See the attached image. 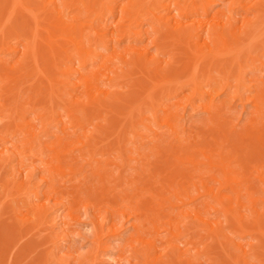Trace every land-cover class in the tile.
I'll use <instances>...</instances> for the list:
<instances>
[{"label":"bare ground","instance_id":"obj_1","mask_svg":"<svg viewBox=\"0 0 264 264\" xmlns=\"http://www.w3.org/2000/svg\"><path fill=\"white\" fill-rule=\"evenodd\" d=\"M123 41L126 47L120 48ZM139 42L145 43L137 48ZM164 54L168 57L161 60ZM260 70L264 71V0H0V166L14 158L17 174H23L33 152L38 148V156L41 153L37 147L41 133H47L51 124L56 126L51 149L56 164L52 160L53 168L40 180L48 185L46 200L59 196L55 205L66 211L64 226L72 222L75 228L86 215L84 219L97 230L94 254L74 257L77 264L95 262L99 251L108 249L102 241L101 208L115 219L132 220L134 242L139 245L132 250L142 258L135 264H264V123L254 130L225 125L235 98L242 107L251 102L250 111L256 116L251 115L258 122L264 120V77H248ZM185 88L191 90L187 97L191 105L194 100H207L201 108L209 114L211 123H207L217 128L213 137L212 129L208 134L211 145L183 136V125L175 117L179 112L171 109L177 104L169 102ZM219 94L227 99L219 100ZM87 125L90 129L85 131ZM201 139V144L206 143ZM129 150L135 153L133 160L140 161L138 169L132 164L135 168L129 173H138L134 174L143 177L140 181L137 177H131L133 182L123 180L131 176L128 171L123 175L126 161L119 168L115 163L116 174L110 167L114 165L110 157L121 159ZM162 153L172 159L162 169L164 158H159L157 169L149 158ZM75 158L83 162L73 170L70 163ZM64 162L69 164L66 170L60 169ZM248 163L255 170L250 172L256 173L250 179L240 172ZM85 165L88 169L83 173ZM173 168L179 169L177 175ZM77 173L93 178L94 183L88 181L91 185L86 187L98 192L97 202L78 195L76 189L81 191L85 182L81 184V175L79 182V177L72 178ZM54 174L60 179L66 175L74 182L70 188L74 191ZM30 175L25 171L18 189L10 175L3 188L8 192L13 184L11 188L18 191L12 192L20 198L15 201L22 202L25 212L33 200H40ZM126 189H131L130 195H125ZM4 196L0 194L1 202ZM35 207L30 217L24 211L22 216L21 211L14 213L16 232L36 223L40 215L53 227L55 218L48 220L52 208L45 203ZM114 227L108 231L112 233ZM5 247L0 248L1 259ZM53 251L46 254L54 258Z\"/></svg>","mask_w":264,"mask_h":264},{"label":"rangeland","instance_id":"obj_2","mask_svg":"<svg viewBox=\"0 0 264 264\" xmlns=\"http://www.w3.org/2000/svg\"><path fill=\"white\" fill-rule=\"evenodd\" d=\"M218 8H220L219 6H216V8L215 9H218ZM126 41H123V42H121L120 43V48H123V47H126V44L127 43H125ZM144 43L145 42H139V43H137L138 45H136V47L138 48V47H141L142 45H144ZM134 44V43H133ZM151 50H153V49H151ZM173 50V49H172ZM171 51V50H170ZM174 51L175 50H173V51H171V52H173L174 53ZM164 56H165V54H164ZM166 56L168 57V55L166 54ZM161 57L162 59L161 60H164L165 58H167V57ZM257 71V70H256ZM259 71V70H258ZM257 73V74H256ZM255 74V75H254ZM135 75V74H134ZM134 75L132 76V77H134ZM250 75H253V76H259V75H263V77H264V71H262V70H260V72L258 73V72H255V73H251L250 72V74L248 75V77L250 76ZM138 76V75H137ZM138 77H141L140 75L138 76ZM137 77V78H138ZM247 77V78H248ZM145 77H142V78H140L142 81H143V83L144 84H146V85H148L149 83L147 82H145V80H143ZM131 79V78H130ZM129 79V80H130ZM132 79H134V78H132ZM140 79L138 80V81H140ZM135 80V79H134ZM128 81V80H127ZM132 81V80H131ZM137 82V81H136ZM129 83V82H128ZM127 84V83H126ZM140 84H141V82H140ZM130 85V84H129ZM126 89H125V88ZM127 85H124L123 86V88L125 89V91H127ZM149 87V86H148ZM191 91V90H190ZM189 91V88H185V89H183V91H182V93H181V95H179L176 99H173V100H170L171 102H169V103H171L172 104V102H174L173 104H177V105H174V107L172 106L171 107V109L173 110V111H175L176 109L178 110H176L175 112H179V113H175V117H177V116H179V117H177V120H178V124L179 125H183L182 126V130H183V136L184 137H190V139L192 138V139H194L193 140V142H195V143H198L199 145H203V146H205L206 144L207 145H211L212 144V141H211V137L210 136H212L213 137V135H214V130L216 131L217 130V128H215L214 126V124L212 123V124H210L211 122H210V120L208 121L207 119L208 118H210L209 117V114H208V112H206V111H204V110H202V106L204 105V103H206V101L207 100H204V101H198V100H194V104L193 105H191L188 101H187V97L190 95V92ZM124 93V92H123ZM127 93V92H126ZM125 94V93H124ZM186 94V95H185ZM248 93H246V94H244V95H247ZM154 95H157V94H154ZM221 94H219L218 95V99L219 100H222V99H227L226 97V95L225 94H222L221 96H220ZM186 96V97H185ZM181 98H184L183 100L181 99ZM180 100H182V101H184L183 102V105H182V103H180V102H182V101H180ZM187 101V104L185 103ZM199 102V103H198ZM249 102V101H248ZM246 102V104L244 103V105H243V107H242V104H240V102H239V100L237 99V98H235V99H232L231 100V108H230V112L233 110V112H231V114H230V112H229V115L228 116H226V118H228V119H226V121H225V125H229L230 126V124H238V125H240L239 127H242L243 129L244 128H246L245 130H250V129H256V127L257 128H259V124H262L261 126H263V123H264V120H262V119H260V120H262V121H260V122H258L259 120H258V118H256L257 119V122L258 123H256V122H254L256 119H255V117H253L254 116V112H251V111H253V107H252V103L251 102ZM197 103H198V105H197ZM251 103V104H250ZM240 104V105H239ZM184 105H185V107H184ZM190 105V106H189ZM196 105V106H195ZM179 106L181 107V108H179ZM242 108H241V107ZM245 106V107H244ZM193 107H194V109H193ZM202 107V108H201ZM126 108V107H125ZM195 108H197V109H195ZM200 108V109H199ZM234 108H235V111H234ZM124 109V108H123ZM175 109V110H174ZM125 110H127V109H124V111ZM238 110V111H237ZM251 110V111H250ZM162 113V111H159V113ZM239 112V113H238ZM160 113V114H161ZM179 114V115H178ZM249 114V115H248ZM251 114H253V116L251 115ZM31 116V115H30ZM248 116H249V118H248ZM255 116H256V114H255ZM206 119V120H205ZM251 119V120H250ZM255 119V120H254ZM248 120H250V122L248 121ZM254 120V121H253ZM251 121H253L254 122V124H253V122L251 123ZM207 122H210L209 124L211 125V126H209V124L207 123ZM230 122V123H229ZM243 122V123H242ZM182 123V124H181ZM248 123H250V124H248ZM258 124V125H257ZM203 125V126H202ZM214 125V126H213ZM228 125L226 126L227 128H228ZM249 125H251V126H249ZM247 126V127H246ZM249 126V127H248ZM256 126V127H255ZM260 126V127H261ZM56 127V126H55ZM54 127V124H53V126H52V124H51V126L49 125V129L47 128V133H46V131L44 132V133H41L42 134V137H40L39 136V142L41 143L40 145H38L37 147H39V150L41 151V153H40V155L38 156V148L36 149L37 150V152H33V153H38L37 155L36 154H33V158L31 159V157H29V158H27L26 160H27V162L29 161V159H31V161H29V163L30 164H28L27 166L28 167H26V169L23 171V174H17V171L16 170H18V168H19V166H18V164H17V161L13 158V159H11V161H7L6 162V164L7 165H5V167H4V165H1L0 167H1V169H0V194H1V196L3 197L4 195L6 196H4L5 198L3 199V202H1V200H0V205H1V203H2V205H1V208H0V229H4V231H5V233L3 234V236H5V238L3 237V236H0V248H1V250H3L2 248H4L3 247V245H6V247H5V251H2V259H1V257H0V259H1V261H0V263L1 264H58L59 262H57V261H60L61 262V264H63L62 262L63 261H65L66 263L65 264H77V260H76V258H74V257H78V256H80L79 257V259H81V258H85L86 257V255L89 257V255H90V258L92 257V255L94 254L93 253V251L96 249L95 248V246L96 245H94L93 243L95 242V241H93L94 240V237L96 236V232H97V230L96 229H94V227H93V225L90 223V221H89V219H87V218H85L84 219V217H87L86 215H83V217H82V220H81V223H78V224H76L77 226L75 227V228H73L74 226H72V225H74V224H69L68 225V227L65 225L64 226V224L62 223V217H63V220H64V214L66 213V211L64 210V209H61V208H59L58 207V205L56 206L55 204L59 201V196L57 197L56 195H54V196H50L49 198H48V200H46V194H47V192L45 191V190H47L48 189V185H47V183H45V182H43L42 183V181H40L41 180V178H43V177H45V176H47V174L51 171H49V169H51V168H53V166L52 165H50V164H53L54 165V163H53V161L52 160H54V155H51V153H53L52 152V148L54 147V143H55V134H56V130H57V128H55ZM165 127V126H164ZM163 127V128H164ZM211 127V128H210ZM252 127V128H251ZM210 128V129H209ZM250 128V129H249ZM87 129H90V126H88L87 125V127H86V129H85V131H87ZM167 128H164L163 130H166ZM209 129V130H208ZM211 129L213 130V131H211ZM253 129V130H254ZM55 130V131H54ZM143 130L144 129H142V128H139V132H143ZM145 131V130H144ZM168 131V130H167ZM210 131H211V133L212 134H209L210 133ZM147 133H149L150 135H152V133L154 134V132L152 131V132H147ZM166 133H169V132H166ZM191 134V135H190ZM208 134L210 135V136H208ZM166 135V134H165ZM200 135V136H199ZM202 135V136H201ZM46 136V137H45ZM128 136V135H127ZM169 136V137H168ZM196 136V137H195ZM204 136V137H203ZM55 137V138H54ZM130 137V135L127 137V138H129ZM148 137H151V136H148ZM167 137L168 138H171L172 136L169 134H167ZM197 137H198V139H197ZM210 137V138H209ZM41 138V139H40ZM46 138V139H45ZM168 138L166 139V140H168ZM200 138H202L201 139V141H206V143L205 142H203L202 144L200 143ZM207 138H209V139H207ZM189 139V138H188ZM191 139V140H192ZM47 140V141H46ZM165 140V141H166ZM196 140H198V142L196 141ZM165 141H162L163 143H165ZM208 141H210L211 142V144H210V142L209 143H207ZM246 141V140H245ZM50 144H49V143ZM167 142V141H166ZM45 143H47V144H45ZM147 143V142H146ZM43 144V145H42ZM52 144V145H51ZM138 144V143H137ZM136 144V145H137ZM45 145V146H44ZM46 145L48 146V147H46ZM127 146H126V150L129 148L128 147V143L126 144ZM130 145V144H129ZM8 146V145H7ZM40 146L42 147L41 149H40ZM132 146V145H131ZM130 146V147H131ZM10 147V146H9ZM128 147V148H127ZM147 147V146H146ZM145 147V148H146ZM124 148V147H123ZM130 149H132V148H130ZM134 149V148H133ZM132 149V150H133ZM11 150V149H10ZM36 150H34V151H36ZM49 150V151H48ZM125 150V151H126ZM4 151V150H3ZM131 150H129V152H130ZM47 152V153H46ZM128 152V151H127ZM127 152H125L124 154H125V156H123L121 159H123V160H121L120 159V157H110V159L112 160V162H113V164L114 165H112V166H110V167H112L113 168V170H114V168H115V171H113V173H115L116 174V170H117V172H118V166L121 164H123L124 163V161H126L125 163L129 166H127V165H125V169L123 168V175L124 176H126L129 172H131L132 173V171L131 170H133L139 163L138 162H140V161H134L133 160V157H132V155L134 156V154L135 153H133L134 152V150H133V152L131 153L130 152V156H131V158H132V160L133 161H131V159H130V157H129V152L127 153ZM43 154V155H42ZM54 154V153H53ZM127 154V155H126ZM163 154V153H162ZM160 155L161 157H159V156H157L156 154V156L157 157H155V158H157V159H155L154 158V156H152L151 158H149V161L150 162H152L153 164H155V163H157L158 165H159V163H160V167L163 169V168H165V167H168L167 166V164L168 163H170L171 162V159L166 155ZM34 155H35V157H34ZM129 157V158H125V157ZM42 157V158H41ZM99 158H100V156H98ZM97 157V158H98ZM106 157V156H105ZM105 157H102L103 159L105 158ZM167 157V158H166ZM236 157V156H235ZM46 158V159H45ZM49 158V159H48ZM119 160H118V159ZM159 158L161 159H167L168 160V162L165 164V161H164V159L163 160H159ZM103 159H101V160H103ZM128 159H130V161L128 160ZM25 160V161H26ZM33 160V161H32ZM47 160H49V161H51L50 163H49V161H47ZM156 160V161H155ZM159 160V161H158ZM170 160V161H169ZM25 161H24V163H25ZM42 161V162H41ZM46 161V162H45ZM55 161V164H56V160H54ZM115 161V162H114ZM129 161V162H128ZM154 161V162H153ZM73 162V163H72ZM70 164L73 166V170H76L75 168H78L77 166H81V163L83 162V160H81L80 158L78 159H73V161H72ZM76 162H78V163H76ZM122 162V163H121ZM133 162V163H132ZM136 162H137V165H136ZM12 163V164H11ZM23 163V164H24ZM32 163V164H31ZM66 163L67 162H64V163H62L61 164V166H60V169H65L66 170V168H67V166L69 165V164H67L66 165ZM75 163H76V165H75ZM79 163H80V165H79ZM117 164V167L118 168H116V164ZM164 163V164H163ZM253 163V162H252ZM252 163H248V164H246L244 167H245V169H244V167H243V169L245 170H243V169H241L242 171H240L241 172V174L242 173H246V174H244L245 176H244V178L246 177L247 179L249 178V177H251V174H252V176L253 177H255V174L256 173H252V172H250V170L252 169V170H254V168L252 167L253 166V164ZM17 164V165H16ZM25 164H27V163H25ZM24 164V165H25ZM44 164V165H43ZM130 164H131V166H130ZM135 166V167H133V165ZM9 165V166H8ZM83 165V164H82ZM124 165V164H123ZM156 165V164H155ZM158 165H156L158 168L157 169H159L160 167L158 166ZM7 166V167H6ZM11 166V167H10ZM47 166H49V167H47ZM52 166V167H51ZM88 165H85L84 167L85 168H83V173L85 172V171H87V169H88V167H87ZM114 166V167H113ZM156 166H152V168H154V167H156ZM164 166V167H163ZM3 167H4V170H2L3 169ZM18 167V168H17ZM48 169H47V168ZM128 167V170L126 169ZM138 167H139V165H138ZM138 167H136L137 169H138ZM150 168H151V166H149ZM252 167V168H251ZM132 168V169H131ZM12 169V170H11ZM35 169V170H34ZM145 169H146V167H145ZM148 169V168H147ZM155 169V168H154ZM153 169V170H154ZM166 169V168H165ZM174 169V173H175V175H177L178 173L175 171V170H177V171H179V169L178 168H173ZM149 170V169H148ZM148 170H146L147 172H149ZM151 170V169H150ZM156 170V169H155ZM167 170H169L170 171V167L169 168H167ZM239 170V169H238ZM238 170H236L237 172H238ZM5 171H8V172H5ZM9 171H12V172H9ZM25 171H27V172H30V176H31V181H30V183H31V187H38V189H39V196H40V200L38 199V200H33V205L31 206V208H29L28 210H27V212H25L26 211V207H24L23 206V204H22V202L20 201V203H18L17 201H15V199H20V198H16V196H17V194L15 193V192H17L18 190V188H19V186H20V184H19V186L17 187V185H18V183H20V182H18V181H20V177H21V180H22V175L24 176V173H25ZM33 171V172H32ZM126 171H128V173L126 172ZM138 171V170H137ZM235 171V172H236ZM247 171V172H246ZM69 172V171H68ZM68 172H67V174L66 175H68ZM146 172V173H147ZM165 172H166V170H165ZM164 172V173H165ZM168 172V171H167ZM166 172V173H167ZM173 172L171 171V173L173 174ZM236 172V173H237ZM240 172H238L239 174H240ZM249 172H250V174H249ZM254 172H255V170H254ZM16 173V174H15ZM33 173V174H32ZM52 173V172H51ZM86 173V172H85ZM124 173H126V174H124ZM131 173H129V175L131 174ZM134 173H136V172H134ZM133 173V174H134ZM163 173V174H164ZM12 175L11 176V178L12 179H14L13 180V182H15V188H17V189H13V188H11V187H13L12 185L13 184H10V186H8V192L6 191H4V189L3 188H5V185H4V183L6 182V179L7 180H11V178H10V175ZM79 174V175H78ZM122 174V173H121ZM133 174H131V176H126V177H124L123 178V180L126 182V180L127 179H125V178H130L129 180H131L132 178H138L139 179V181H140V179L141 178H143V177H141V176H139V175H133ZM136 174H138V173H136ZM144 174H145V172H144ZM33 175V176H32ZM55 175V179H58L59 177L57 176L58 174H54ZM65 175V176H66ZM74 176L72 177L73 179H76V177H79L78 178V180H77V182H79L80 180L79 179H83V180H81V184L83 183V181L85 182L83 185H81L82 187H81V191H80V193H79V191H77V189H76V192L78 193V195H80V194H82V195H84V196H80L81 198L82 197H84V198H87L88 197V199H90V200H93V201H98L99 199H96L97 197H99V194H98V192L96 193V192H93V190L92 189H90V190H92V191H90V190H88L87 189V187L86 186H88V188L90 187V185H91V183L89 184V182L90 181H92V183H94V181H93V178L92 179H90V177L91 176H89V174L87 175V176H85V177H83L82 176V173H77L76 175L75 174H73ZM80 175L82 176L81 178H80ZM143 175V174H142ZM146 175V174H145ZM170 175V174H169ZM14 176V177H13ZM58 178H57V177ZM60 176V175H59ZM65 176H61L62 177V179L63 180H65L64 182H61V183H65L66 181L67 182H69L68 181V179H66V177ZM69 176H70V178H71V176L72 175H70L69 174ZM69 176H68V178H69ZM89 176V177H88ZM64 177V178H63ZM88 177V178H87ZM132 177V178H131ZM171 177H172V175H171ZM9 178V179H8ZM175 179H176V177H174ZM178 178V177H177ZM252 178V177H251ZM16 179V180H15ZM62 179H60L59 178V181L60 180H62ZM175 179H173V180H175ZM250 179V178H249ZM128 180V182L130 183V181ZM136 180V179H135ZM177 180V179H176ZM75 181V183H76V180H74ZM89 181V182H88ZM123 181V183L124 184H126L125 182ZM134 180L132 179L131 180V182H133ZM256 181H258V180H256ZM17 182V183H16ZM65 183V185H66V187H68V188H66L67 190H69V191H72V189H70L71 188V186L73 185L74 186V184H71V183H74V182H69V184L68 183ZM11 183V182H10ZM61 183H59L60 185H61ZM122 183V184H123ZM129 183H127V184H129ZM137 183H138V181H137ZM78 184V183H77ZM121 184V185H122ZM135 184V183H134ZM47 187H46V186ZM76 185V184H75ZM108 185H110V184H108ZM132 185H133V183L131 184V185H129L131 188H132ZM3 186V187H2ZM40 186V187H39ZM78 187H80L79 186V184L77 185ZM76 186V187H77ZM111 186V185H110ZM122 186H125V185H122ZM128 186V187H129ZM134 186V185H133ZM77 187V188H78ZM86 187V188H85ZM10 188V189H9ZM73 188V187H72ZM118 188V187H117ZM116 188V189H117ZM134 188V187H133ZM37 189V188H36ZM74 189L75 188H73V191H74ZM87 189V190H86ZM120 189H122L121 188V186H119V189L118 190H120ZM135 189V188H134ZM12 190H14L15 192V194L16 195H14V193L12 192ZM40 190H41V192H40ZM84 190V191H83ZM117 190V191H118ZM133 190V189H132ZM11 191V192H10ZM72 191V192H73ZM85 191H86V193H85ZM88 191V192H87ZM89 191H90V194L91 193H94V195H90L89 194ZM131 193L132 191H131V189H126V191L124 190V192H126L125 193V195H127L129 192ZM1 192H3V193H1ZM4 192H5V194H4ZM46 192V193H45ZM75 192V194H77ZM84 192V193H83ZM128 192V193H127ZM10 193H13L12 195H14L15 196V198H14V196L12 197V196H10ZM123 193V192H122ZM130 193H129V195H130ZM85 194H88V195H85ZM134 193H132V195H133ZM135 194H136V191H135ZM46 195V196H45ZM90 195V196H89ZM87 196V197H86ZM2 197H0V198H2ZM13 199H12V198ZM20 197V196H19ZM57 197V198H56ZM22 198V197H21ZM12 199V200H11ZM83 199V198H82ZM125 199L127 200V196L125 197ZM85 200V199H84ZM83 200V201H84ZM118 201H119V199H117L116 200V202H114V203H118ZM16 203L18 204V205H16ZM39 203L40 204H43V203H45V204H47V205H49L52 209L51 210H49V212L51 211H53L52 213L50 212V214H49V216H48V220L50 219L51 221H53V218H55V221L54 222H56L55 224H57V225H53V227H52V223H49L48 221H43V217H42V215H40L39 217H38V220L37 221H35L36 223H28V224H26V223H24V224H26V225H23V228H21V231H20V233H18V232H16V230L18 229H16V219H14L16 216H15V214L14 213H17V212H19V211H21L20 213H21V216H22V211H24L25 212V214L26 213H28V215L27 216H31V213H32V210H33V212H35V206H37V205H39ZM16 205V206H15ZM22 207H21V206ZM10 207V208H9ZM19 207V208H18ZM21 207V208H20ZM10 210V212H9V210ZM33 208V209H32ZM102 210H96V212L97 211H99L98 213H100V214H102V216L100 215V217H103L104 216V218L105 219H103V223H102V232H103V235H104V237H106V239L103 237L102 239H104V240H102V241H104V246L105 247H107L108 249H105V250H103V251H99V253H101V254H98L99 256V258H97V260H95V262H92L93 260H91L90 259V262H88V263H90V264H117V260H119V258L120 259H122V260H126V262L124 263V264H135L136 262H138L139 260H141V259H139V256H138V251H136L135 249L134 250H132V248L135 246L136 247V249H137V246L136 245H138V243L135 245V242H134V240H135V231L133 230V228L132 227H130V225H131V219L130 220H127V218L125 219L123 216H119V217H117L116 216V219L114 218V215H112V216H110V214L109 215H107V213L105 212L104 213V209L103 208H101ZM14 211L13 213H11V211ZM31 210V211H30ZM55 210V211H54ZM90 210V209H89ZM88 210V211H89ZM58 211V212H57ZM81 211H83V210H81ZM91 211V212H90ZM89 212H90V214L92 213L93 214V208L90 210ZM7 212H9V213H7ZM83 214H84V212H83ZM94 214H96L95 213V210H94ZM104 214V215H103ZM14 215V216H13ZM64 215V216H63ZM81 216H82V214H80ZM88 215V214H87ZM20 216V215H19ZM105 216H107V217H105ZM33 217V216H32ZM42 217V218H41ZM108 218V219H107ZM123 218V219H122ZM123 220V222L121 221L120 222V220ZM49 220V221H50ZM109 220V221H108ZM118 220V221H117ZM16 223H15V222ZM117 221V222H116ZM126 221V222H125ZM129 221V222H128ZM58 222V223H57ZM120 222V223H119ZM3 224V226H2V224ZM39 223V224H38ZM62 223V224H61ZM35 224H37V225H35ZM124 224V225H123ZM35 225V226H34ZM115 227H114V226ZM6 226H8V227H6ZM13 226H15L14 227V230H13ZM52 228H51V227ZM60 226V227H59ZM98 226V225H97ZM117 226V227H116ZM3 227V228H2ZM60 229H59V228ZM112 227V228H111ZM113 227L116 229L117 228V230H118V228H119V230H118V232H117V230H115L116 232H114V230L112 231V233L110 232V231H108V230H112L113 229ZM54 228V229H53ZM8 231H7V230ZM12 229V230H11ZM51 229H53V230H51ZM101 229V228H100ZM42 230V231H41ZM94 230H96V232L94 231ZM9 231H10V234H8L9 233ZM46 231V232H45ZM48 231V232H47ZM105 231H106V233H105ZM6 232H8L7 234H6ZM114 232V233H113ZM47 234V235H46ZM12 235H13V237H12ZM95 235V236H94ZM8 236V237H7ZM45 236V237H44ZM49 236V237H48ZM53 236V237H52ZM2 237H3V239H2ZM133 237H134V239H133ZM8 239V240H7ZM41 239V240H40ZM54 241H53V240ZM248 239V238H247ZM2 240H3V242H2ZM10 241V242H9ZM5 242V243H4ZM7 242V243H6ZM12 242V243H11ZM56 242V244H54V243ZM244 242H246V240H244ZM1 244H2V246H1ZM57 246V247H56ZM52 247V248H51ZM94 247V248H93ZM138 247H139V245H138ZM57 248V249H56ZM51 249V251H52V249L54 250L53 251V254H54V258L52 257V255H47L46 254V252L47 251H49ZM60 249V250H59ZM131 249V250H130ZM162 251H164V250H162ZM1 252V251H0ZM95 252V251H94ZM4 253V254H3ZM162 253V252H161ZM81 254V255H80ZM104 254V255H103ZM101 255V256H100ZM16 256V257H15ZM85 256V257H84ZM137 256V258L138 259H136L135 257ZM70 257V258H69ZM87 257V258H88ZM11 258V259H10ZM87 258L85 259V260H87ZM78 259V258H77ZM78 259V260H79ZM63 260V261H62ZM76 260V261H75ZM89 260V259H88ZM138 260V261H137ZM20 262V263H19ZM76 262V263H75ZM97 262V263H96ZM101 262V263H100ZM116 262V263H115ZM85 263V262H84ZM88 263H86V264H88Z\"/></svg>","mask_w":264,"mask_h":264}]
</instances>
